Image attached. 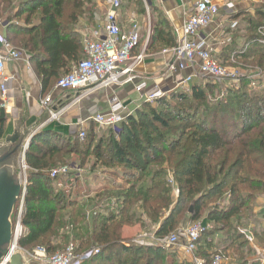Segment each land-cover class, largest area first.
Wrapping results in <instances>:
<instances>
[{
	"label": "trees",
	"instance_id": "trees-1",
	"mask_svg": "<svg viewBox=\"0 0 264 264\" xmlns=\"http://www.w3.org/2000/svg\"><path fill=\"white\" fill-rule=\"evenodd\" d=\"M7 10L11 16L6 20L4 39L29 52L44 90L83 57L75 25L89 10L85 0H0V18ZM175 45L166 20L159 17L151 26L146 50ZM248 58L264 74V49H251L242 60ZM204 88L210 87L195 83L187 92L157 98L156 103L166 109L143 102L144 111L132 113L119 125L118 134L108 129L107 139H96L93 125L82 141L73 138L75 147L67 149L58 136L43 130L36 133L24 155L26 185L17 248H41L53 255L72 244L77 254L84 256L80 264H176L174 254L161 243H129L122 231L151 226L154 238L162 241L184 222L195 223L207 214L212 228L201 235L196 256L207 263L215 254L224 258L222 247L241 256L245 240L239 230L251 219L257 196H264V88L261 93L239 91L234 100L226 102L229 115L220 118L223 129ZM173 101H190V113L186 115ZM200 103L210 106L208 117H198L201 109L195 104ZM195 118L196 122H189ZM6 121L7 114L0 108V139ZM69 155H77L81 167L93 158L92 166L113 172L121 169L119 174L127 187L116 188L110 195L97 194L100 200L90 208L66 199L52 186L55 179L50 173ZM151 164L157 169L149 177L145 171ZM167 171L172 177H167ZM139 172H143L141 177ZM103 203H112L116 212L95 213ZM18 207L19 201L11 218L13 225ZM218 231L224 232L220 240L224 245L213 247L212 236ZM210 249L212 253H208Z\"/></svg>",
	"mask_w": 264,
	"mask_h": 264
},
{
	"label": "crops",
	"instance_id": "crops-1",
	"mask_svg": "<svg viewBox=\"0 0 264 264\" xmlns=\"http://www.w3.org/2000/svg\"><path fill=\"white\" fill-rule=\"evenodd\" d=\"M212 1L219 6V14L206 29L199 32V38L207 42L212 49L213 57L221 64L223 59L226 63L225 59L229 54V48L234 46L233 43H238L237 38L234 36L233 30L235 28L232 27L233 23L236 22V16L241 12H245L247 7L252 6L255 0ZM194 2V0H121L119 24L122 30L126 31L130 28V22L136 21L139 26L140 37H144L148 41L151 33V21L153 24L158 21L159 17H162L167 22L169 32L173 33L176 38V31L192 13ZM229 2L234 4L233 10L225 8V5ZM109 3L110 0L88 1L90 7L87 11L88 14H83L75 26V31L79 34L81 41L84 37H92L94 32L102 35L101 30L104 25L105 14L110 7ZM137 3H140V5L142 3L143 11L137 10ZM6 30L7 24L5 22L0 23V51L2 50L1 40L5 38ZM230 38H232V42ZM17 50L21 53V60L7 62L5 65V74L10 80L7 83L8 106L6 110L4 109L7 114V121L2 137L13 135L16 131L19 132V135H23L26 131H30L33 126L51 135H56L59 139L65 140L70 137H77L78 128H87L88 130L92 125L88 119L96 114L108 115L110 102L113 98L122 102L133 112L141 103L145 102L146 95L151 92L158 89L163 92L181 89L178 87L179 82L196 69L189 68L181 72L172 69L171 67L175 61L170 53L164 52L165 49L162 52H149L143 45L137 48L136 53H134L137 54L144 50L142 62L134 68L133 82L125 83L120 87L102 88L75 101V98L80 94L79 91H59L55 89L56 84L54 82L48 89L44 90L42 81L33 64H31L29 52ZM81 56H83V52ZM197 79L199 78L195 77L191 85L197 83L195 81ZM141 83L146 84V86L141 92H137L136 86ZM48 95L52 98L50 108L53 111H60L57 119L54 120H49L48 112L40 107V101ZM110 175L114 176L113 174ZM91 178L94 179L95 177ZM98 178L100 182L106 184H104L103 190H111L113 187H110V185L115 182L117 177ZM199 221L204 223L208 229L212 228L207 214H204ZM189 225L187 221L184 225H180L177 231L181 237V243H184L183 231ZM136 228L140 227L124 228V237L131 235L130 231ZM125 229H129V231L125 232ZM153 229L151 226L146 231L141 228V232L134 236L133 242L129 243L139 242L141 244L146 242L154 244V242H159L167 251L174 254L176 264H195L194 259L204 260L197 257L196 252L190 256L186 255L182 244L170 247L162 243L161 240H156ZM239 232L244 235L245 240L239 252L241 256L235 251L222 247L225 250L224 264H263L260 261V255L264 253V241H261L264 239V196H257L253 204L251 219L244 222L243 228ZM223 233L218 231L212 236L213 247L224 245L220 242ZM208 253H212V249L208 250Z\"/></svg>",
	"mask_w": 264,
	"mask_h": 264
},
{
	"label": "built area",
	"instance_id": "built-area-1",
	"mask_svg": "<svg viewBox=\"0 0 264 264\" xmlns=\"http://www.w3.org/2000/svg\"><path fill=\"white\" fill-rule=\"evenodd\" d=\"M146 1V0H144ZM192 13L183 21L181 27L176 31V45L172 48L165 49L174 59L172 69L178 71H186L189 68H196L194 71L186 75L180 82L179 88L187 90L192 80L197 77L203 80H211L215 83L231 82L236 84L239 81V75L221 64L213 57L212 49L207 42L199 38V32L206 29L219 14V6L212 0H194ZM109 9L105 14L104 25L102 27V35L94 32L93 36L83 38V57L77 61L68 74L62 76L55 85V89L62 92H76L80 97L88 95L102 88L120 87L125 83L133 82L134 68L142 62L144 58V50L134 54L135 49L140 44V31L136 21L130 22V28L123 31L119 24V10L121 8V0H110ZM228 10L234 9V4L229 2L225 5ZM233 23L232 27H235ZM2 50L0 51V108L7 109V83L10 78L5 74V65L7 62L21 60V53L12 47L7 40H1ZM146 84L141 83L136 86V91L141 92ZM163 94L162 90H156L146 95L145 102H152ZM52 102L51 96H46L40 101V107L48 112V119H57L60 111H53L50 108ZM127 106L122 102L113 98L110 102L108 115L96 114L90 119L100 127L112 130L118 134L119 125L125 120L126 116L131 115ZM78 136L84 139L86 132L84 128H78ZM24 170L26 166H23ZM57 169V168H56ZM53 169L50 173L52 179L58 178V175L68 172L66 167L61 169ZM26 185V178H24ZM175 189V195L177 196ZM23 200L21 196L17 218L13 225V240L11 253L13 251L22 250L17 248V241L22 234L21 218L23 214ZM207 226L201 221L190 224L183 231L181 243L179 233H172L166 239L162 240L167 246L173 247L179 244L183 245L186 255H193L197 250L198 242L201 235L205 232ZM138 241H140L138 239ZM36 254V261L39 264H80L84 256L77 254L74 245H67L62 251L46 257L47 253L43 249H39ZM97 253V251H94ZM9 256H7L1 264H8ZM29 261V259L27 258ZM260 261L264 264V253L260 255ZM195 264H224V258L215 254L207 263L204 260L194 259Z\"/></svg>",
	"mask_w": 264,
	"mask_h": 264
},
{
	"label": "rangeland",
	"instance_id": "rangeland-1",
	"mask_svg": "<svg viewBox=\"0 0 264 264\" xmlns=\"http://www.w3.org/2000/svg\"><path fill=\"white\" fill-rule=\"evenodd\" d=\"M88 1L89 0H85L86 7L90 8L88 5ZM68 8H66L67 13H69V10H70V8L69 9ZM137 10L143 11L142 3H141V5L137 4ZM84 14H88V13L85 12ZM10 16H11V12L9 10H7L5 12V15H3L0 18V23L5 22V24H8V22H6V20H9ZM22 21H23V18L18 20V22H22ZM235 23H236L235 27H234L235 29L233 31H234V36L238 40L237 41L238 43L237 44H235V42L233 43L234 46L229 48L230 49L229 54L225 59L226 63H224V59H223V62L221 64H222V66L224 64V67L238 73L239 78H240L239 81L236 82V84H232L231 82L230 83L229 82L215 83L214 81H211V80H203V79L195 80V81H197L198 84H201V86L210 87V88H204L203 90L205 91V94L207 96V99H208L207 101H209V103L213 105L211 107H214L215 111L217 112V117H218L217 123L221 129L225 128V126L220 121V118L223 117L224 115H229L228 107H227V105H225L226 102L229 103V101L231 102L232 100H234V98L239 95V91L243 90L245 92H250V91L260 92L264 88V74H263L262 70L257 66H253V64L250 62V60H251L250 58H248L249 60H247V61L242 60V58L246 57L249 54L251 49H255L257 51L260 49H264V0H255L254 3L252 4V6L249 5L247 7V10L245 12H241L240 14H238L236 16V22ZM150 25L152 26V21H151ZM230 40L232 42V38H230ZM248 41H250V42L254 41L255 45L256 44L257 45L253 47V44L248 43ZM143 45L145 47L147 46V41L145 40L144 37L141 38L140 46H143ZM164 48L163 47H157L156 49L154 48L153 50H155L154 52H156V51L162 52L164 50ZM62 76H64V75H62ZM57 81H54V84H56ZM242 85H246V86L244 88H242L241 87ZM178 91L187 92L186 90H182V89H179V90L174 89L171 91H164L163 94L159 98L168 99V96L171 93H178ZM155 100L152 102H149L150 106H152L153 108H157V109H166V107L164 108L163 106L158 105ZM189 102L179 103L177 101H173V105L176 106L177 108L182 109L187 115L190 113ZM142 104L143 103H141L136 108L137 111H144ZM195 107H199L201 109L198 113V117L201 116V117L205 118V117L209 116V113H210L209 111H211L209 105L207 106L205 103H200V104H195ZM136 110H134L133 112H131L130 110L129 111L131 113H134ZM204 110H206V111L204 112ZM148 111H149V109H148ZM129 116H126L125 120ZM189 120H190L189 122H191V121L196 122L197 118H195L194 120H192V119H189ZM91 124H92L91 126L96 125V127L94 128L96 139H101V138L107 139V137H108V132H107L108 129L107 128L100 127L94 122H91ZM174 125L177 126L179 124L175 123ZM90 127L88 128V130L90 129ZM84 130L87 133V131H88L87 128ZM73 138H75V137H73ZM73 138H72L71 142H70V138L65 139L63 142V146L68 145L67 149H68V147H75L76 141L73 140ZM77 138L81 141L83 140V139H80L79 136H77ZM153 153L155 155V152H153ZM18 157L19 158H18L17 173L24 178V176L26 175L25 174L26 170H24V168H23L24 156L22 155V153H20ZM93 160H94L93 158H88V160L84 164V166L81 167L80 166V159L77 155L66 156L65 161H63L59 165H56L55 167H53V169L57 168L56 170H58V169H61L63 167H66L68 172L65 175L64 174L58 175L57 176L58 178H56L54 181H52L53 182L52 186L55 189H58L59 191L63 192L64 196L66 195V199L69 198L70 200L77 201L78 204H83L85 207H89V208L92 207L94 204L99 202L100 199L97 198V194L100 193L101 194L100 196H102L104 194L106 195L109 193V195H110V194H113V191L116 188H120V187L126 188L127 187V184L125 182H123V179L121 178L122 176H120V174H119L120 173L119 171L122 172L121 169L118 170V172L117 171L111 172V171H108L106 169H103L100 166H94V165L92 166ZM142 167L144 168V166H142ZM156 169H157V167L153 166L151 164L146 169L145 174L147 176L149 175V177H150L151 174ZM110 174H113L114 176H111ZM142 175H143V172H139L137 176L141 177ZM91 177H95V178L92 179ZM98 177H117L115 182L110 185V187H113V189L108 190V192L103 190V186L105 183L103 184L102 182H100V179ZM167 177H172V175L168 171H167ZM175 196L176 195H175V191H174V197ZM218 204H219L218 206L224 205V203L223 204L218 203ZM107 206H108V209H107ZM94 211H95V213H100V212L105 213L108 211H115L116 212V208L113 207L112 203H109L108 205H106V203H103V204H100L99 208L95 209ZM17 212L15 213L14 221H16ZM89 213L90 212H88V214ZM14 224H15V222H14ZM184 224H185V222L182 225H184ZM143 229H144V231L147 230V228H143ZM126 231H129V229H125V232ZM65 232L66 231L64 230L61 233H65ZM130 232H131V235L124 237L123 231H122V236L128 242H133L134 236L136 234H138L139 232H141V228H136L134 230H131ZM173 233H178V232L176 231ZM137 243H139V242H137ZM144 243H146V242H144ZM39 249H41V248H34L33 250H30V251L22 250V252H23L22 254L24 257L28 258L30 262L39 264V262L36 261L37 259L35 257L36 254L39 251H41ZM59 251H61V249H58L56 252H59ZM45 256L49 257L51 255L45 254Z\"/></svg>",
	"mask_w": 264,
	"mask_h": 264
},
{
	"label": "water",
	"instance_id": "water-1",
	"mask_svg": "<svg viewBox=\"0 0 264 264\" xmlns=\"http://www.w3.org/2000/svg\"><path fill=\"white\" fill-rule=\"evenodd\" d=\"M33 126L30 131L0 139V264L9 256L8 264H37L27 260L20 251H13L12 215L21 196H25L24 178L17 173L18 156L25 155L32 137L42 131ZM32 131V132H31ZM193 214V204L188 209V215Z\"/></svg>",
	"mask_w": 264,
	"mask_h": 264
}]
</instances>
